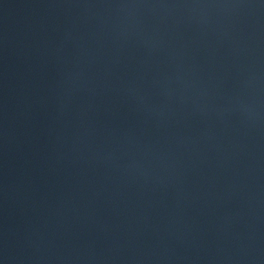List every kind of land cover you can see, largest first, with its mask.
Listing matches in <instances>:
<instances>
[{
	"label": "water",
	"instance_id": "95a60500",
	"mask_svg": "<svg viewBox=\"0 0 264 264\" xmlns=\"http://www.w3.org/2000/svg\"><path fill=\"white\" fill-rule=\"evenodd\" d=\"M0 264H264V0H0Z\"/></svg>",
	"mask_w": 264,
	"mask_h": 264
}]
</instances>
